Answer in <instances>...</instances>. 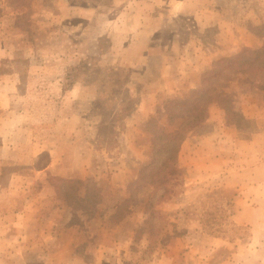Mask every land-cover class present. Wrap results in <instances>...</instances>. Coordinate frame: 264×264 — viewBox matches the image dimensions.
I'll use <instances>...</instances> for the list:
<instances>
[{
	"label": "rangeland",
	"instance_id": "rangeland-1",
	"mask_svg": "<svg viewBox=\"0 0 264 264\" xmlns=\"http://www.w3.org/2000/svg\"><path fill=\"white\" fill-rule=\"evenodd\" d=\"M189 1L170 20L154 0H0V264H264L263 188L188 165L218 133L237 169L264 160V72L223 70L200 127L176 105L264 48V0Z\"/></svg>",
	"mask_w": 264,
	"mask_h": 264
},
{
	"label": "crops",
	"instance_id": "crops-1",
	"mask_svg": "<svg viewBox=\"0 0 264 264\" xmlns=\"http://www.w3.org/2000/svg\"><path fill=\"white\" fill-rule=\"evenodd\" d=\"M189 0H154L155 6L157 8H162L164 11L168 12L169 15L167 19H174L179 14L185 13L192 9L190 6ZM166 6V7H163ZM252 108L253 111H257V115L255 116L257 119V124L260 125L261 119L264 118V109L258 108L255 105ZM260 109L263 112V116L258 114ZM228 133V132H226ZM218 136L220 134L218 133ZM217 134H211L203 137L197 144L194 145L195 149L190 151L189 156H191V162L188 163L189 169L192 174L200 176L205 174H213L220 173L222 171H229V178L227 180V186L229 187H239L241 189H247L249 187L255 188L257 190V196L253 197V199H257L258 196H262V193L258 194V190L263 188L264 190V160H257V164H253L254 167L250 168L249 166H245L244 164L241 169H237V164L242 163L235 160V139L231 138L227 135L226 138L218 137ZM243 157H250L249 153H243ZM258 155H255L256 159ZM240 170L243 172L240 174ZM253 173V176L249 177V184H244L242 179L245 178V173ZM253 196V195H252ZM260 202L264 204V198H258ZM261 211L258 208H252L247 206H241L237 214V221L241 223H250L251 220L248 221V214L255 215L259 214Z\"/></svg>",
	"mask_w": 264,
	"mask_h": 264
},
{
	"label": "trees",
	"instance_id": "trees-1",
	"mask_svg": "<svg viewBox=\"0 0 264 264\" xmlns=\"http://www.w3.org/2000/svg\"><path fill=\"white\" fill-rule=\"evenodd\" d=\"M219 70H213L205 74L202 87L199 90H196L193 92V95L189 101L184 102H177V106L187 107L190 103L192 104L191 110V118L192 121L187 123L191 129L202 126L203 122L206 119L205 115V107L203 105V101L205 99V96L210 93L212 89V80L217 78L220 73L230 68L233 64L236 65L235 68H238L239 73L242 77L243 76H252V74H255V77H259V74L261 72H264V48L260 50H250L245 49L243 52L239 53L235 58H229V59H222L219 62ZM239 81H243V79H239ZM218 103L221 104V107L225 111V113L230 117V119L227 121L229 125H235L236 127L240 126V122L245 121V117L242 114H236L233 111L236 109L235 105L231 109V105H226V103L220 101V98L218 99ZM209 102V97L207 95L206 97V103ZM175 105V104H174ZM239 121H236V120ZM169 171L175 175L176 177H180L182 173V169H180L177 162L171 163V167L169 168ZM213 214L211 212L207 213L203 218V226L205 229L208 227L211 229L212 225L215 223H211L210 221H220L221 219L224 220L222 217L221 219H216L212 217ZM226 220V219H225ZM210 236H215L214 232L208 233Z\"/></svg>",
	"mask_w": 264,
	"mask_h": 264
}]
</instances>
